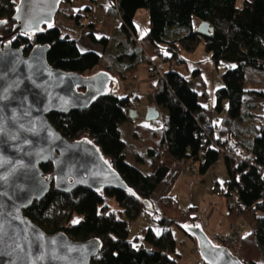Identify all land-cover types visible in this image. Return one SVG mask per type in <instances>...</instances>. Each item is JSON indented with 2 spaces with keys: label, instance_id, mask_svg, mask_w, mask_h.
Returning <instances> with one entry per match:
<instances>
[{
  "label": "trees",
  "instance_id": "trees-1",
  "mask_svg": "<svg viewBox=\"0 0 264 264\" xmlns=\"http://www.w3.org/2000/svg\"><path fill=\"white\" fill-rule=\"evenodd\" d=\"M109 1L110 14L121 21L116 42L97 37L94 22H87L88 13L67 14L77 29L85 28L91 41L104 47L101 54L81 52L75 30L61 26L57 19L39 34L19 33L9 41L26 56L37 45H49L47 60L56 69L87 76L98 68L118 80L119 91L97 99L89 109L50 114L48 118L65 138L93 141L140 200L132 193L113 189L95 192L80 188L67 195L52 188L25 215L49 234L64 231L75 241L102 240L103 249L92 264H178L183 254L170 227L178 226L195 241L184 227L201 223L194 215L197 209H182L171 197L155 204L152 195L174 164L192 165L200 176L223 159L228 179L224 189L216 181L215 192L221 190L227 204L238 197L246 205L244 210L228 209L230 222L239 217L244 222L235 255L244 264H264V80L247 78L248 68L264 72V0H245L242 6L237 0ZM16 7V0H0V20L7 23L1 35L12 34ZM141 9L149 15L150 29L138 40L135 16ZM196 21L209 25V36L200 35ZM201 43L216 64H236L222 74L223 87L216 90L215 105L201 104L191 86L193 79L173 70L175 64L186 61L182 52L193 53ZM155 58L169 65L152 93L154 102L168 111V119L164 128L140 126L133 132L135 139L148 146L150 171L146 172L127 161V143L120 126L133 121V100L122 96L120 87L141 64H152ZM199 74V70L194 71V77ZM249 94L257 100L248 102ZM203 97L207 98L206 91ZM214 110L224 112L220 123L214 121ZM42 170L50 175L53 164L43 165ZM109 198L116 200L118 213L108 210ZM145 200L151 208L142 205ZM146 215L152 216L160 232L152 226L145 228L143 243L136 246L129 239L130 225Z\"/></svg>",
  "mask_w": 264,
  "mask_h": 264
},
{
  "label": "water",
  "instance_id": "water-1",
  "mask_svg": "<svg viewBox=\"0 0 264 264\" xmlns=\"http://www.w3.org/2000/svg\"><path fill=\"white\" fill-rule=\"evenodd\" d=\"M64 1L18 0L12 34H0V264H92L102 251L98 238L80 242L64 231L49 234L25 215L52 188L67 195L80 188L113 189L140 200L93 141L65 138L48 118L89 109L97 99L119 91L118 80L105 71L83 76L56 69L47 60L49 45H37L26 56L9 41L19 33L39 34L52 27ZM6 24L0 20V32ZM197 31L207 37L210 27L201 23ZM131 117L137 118V111ZM158 117V110L149 108L146 120ZM49 163L53 172L46 176L42 166ZM141 203L152 207L149 200ZM184 229L207 264H244L215 244L201 223Z\"/></svg>",
  "mask_w": 264,
  "mask_h": 264
},
{
  "label": "rangeland",
  "instance_id": "rangeland-1",
  "mask_svg": "<svg viewBox=\"0 0 264 264\" xmlns=\"http://www.w3.org/2000/svg\"><path fill=\"white\" fill-rule=\"evenodd\" d=\"M239 4L241 6L244 4V2L241 0L239 1ZM111 7V3L109 0H70L69 2L65 1L62 3L60 7V11L56 16V19L59 24H67V14L72 13H97L96 17L100 20V28L102 26L104 32H110L114 31L115 36L118 35L121 32V21L118 16L114 14L107 15L106 13L109 12ZM105 18H108L105 20ZM62 23H61V22ZM196 25H200L198 21L195 22ZM61 25V26H62ZM198 28V27H197ZM99 31V34H101ZM182 57L186 60L185 62L181 64H175L173 66V70L177 71L183 76L189 77V78H196L197 80V87L196 90L199 94V101L203 105L208 104H216V90L223 87V80H222V74L225 72L226 68H234L236 66L233 62H227V61H220L218 64H216L209 53H207L204 43H201L199 47L194 51L193 53H181ZM157 62L159 67H162L164 69H168L169 65L163 62L160 58H155V63ZM150 67H152V64H149ZM152 70V68H151ZM200 70L201 71V77H194V71ZM163 71V70H162ZM99 72L98 68H95L91 73H89L87 76H91L94 74H97ZM151 73V71H150ZM247 78L250 80L252 79L254 82L257 81V79L264 80V72L257 71L253 68H248L247 70ZM194 86L195 81H193ZM203 83L206 85V89L208 92V99L203 97ZM250 82H247L248 88L250 87ZM255 86V84H254ZM132 91H130V95ZM140 104L136 108L139 117L135 119L132 123L135 125V128L137 127H144V126H150L155 128H163L164 126V110L160 111V117L155 120L147 121L146 117L148 114V110L151 107V103L147 96H140L139 97ZM227 106V102H226ZM133 110V109H132ZM135 110V109H134ZM214 121L215 123L221 122V114L217 110H214ZM220 116V117H218ZM125 124L122 125V131L125 128ZM122 138L125 142H129L130 138L127 137L125 131H123ZM131 164L136 165V161H131ZM177 164H174L173 167H175ZM189 177L186 182L190 185L191 179L192 180H198L196 179L197 175L192 176H186ZM191 178V179H190ZM199 185L197 190H200V193L203 195V193L207 190L210 191V194L213 196V198L217 201H221L224 198H221L218 196V194L215 192L216 188V181L219 183V188L224 189L225 183L228 179L226 168L224 165V160L221 159L217 164H215L213 167H211L208 172L204 175H200L199 177ZM197 187V186H196ZM189 187H186L185 191H188ZM198 191H195V197L198 198V195H201L198 193ZM188 193V192H187ZM178 196H180L181 200H183L184 197H187L186 192L183 191L181 193H176ZM176 195V196H177ZM239 200V198L237 197ZM153 200V199H152ZM225 200V199H224ZM154 201V200H153ZM157 201H154L156 204ZM184 202V201H183ZM107 204L109 205V211L118 213L119 206L115 199L109 198L107 200ZM183 205V203H181ZM226 207L229 209V206L226 202ZM156 218V217H155ZM236 221V220H235ZM233 221V222H235ZM233 222H230L233 223ZM229 224V227H230ZM155 227V230L157 232H160V229L157 228L155 223L152 220V216L146 215L144 218L139 219L138 221L132 223L130 225V235L129 239L133 244L136 246H139L141 243H143V234L144 229L148 227ZM170 229L173 232V235L175 237V240L177 242V248L181 254H183L182 259L179 261V264H199L196 259L192 256L191 251L189 250L188 246L190 241L192 240L188 235H186L178 226L172 225ZM186 244V246H185ZM198 257L200 259V264H205V262L201 259L200 255L198 254Z\"/></svg>",
  "mask_w": 264,
  "mask_h": 264
},
{
  "label": "crops",
  "instance_id": "crops-1",
  "mask_svg": "<svg viewBox=\"0 0 264 264\" xmlns=\"http://www.w3.org/2000/svg\"><path fill=\"white\" fill-rule=\"evenodd\" d=\"M18 1V0H16ZM238 5L239 1L237 0ZM243 2L245 0H242ZM109 15L110 13H106ZM89 17L87 18V22H94L95 24V33L98 38L106 37L110 39V41L113 40V42H116L119 40V36H115L114 31L110 32H104L103 28L101 26L100 28V20L96 17L97 13H88ZM119 18V17H118ZM67 24L68 25H62L66 27L67 29H73L75 30V38L77 41L78 48L81 52H96V53H103L104 47L98 43H95L91 41V39L88 36V32L85 28L77 29V26L75 24L74 19L67 16ZM108 18H105V20ZM61 22V21H60ZM62 23V22H61ZM135 27H136V37L138 40L143 38L150 29V21H149V15L146 10L141 9L136 13L135 16ZM99 31L101 34H99ZM116 39V40H115ZM155 62V61H154ZM156 65L158 66L157 62ZM159 67V66H158ZM161 70L166 71L167 69H164L162 67H159ZM151 67L149 64H141L135 73V75L132 78H129L126 80L120 87V94L122 96H129L131 100L133 101H139L140 96H147L151 107L150 108H156L159 112L160 117V111L164 110V126L166 125L167 119H168V111L161 106H158L152 97V93L154 91V88L156 84L159 81L158 77H154L150 73ZM200 71V70H199ZM186 77V76H185ZM198 77H201V71ZM187 79H193L195 81V88L197 87V80L196 78H189ZM203 89L207 92L206 85L203 83ZM130 91H132L130 95ZM203 91V94H204ZM207 99H208V92H207ZM257 99L255 96L249 94L247 96L248 102H254ZM213 105V103L208 104ZM224 108L226 110V102L224 103ZM137 109H135L136 111ZM138 114V112H137ZM139 117V115H138ZM137 117V118H138ZM158 117V118H159ZM220 117V116H218ZM223 117V114H221V119ZM135 118V119H137ZM157 118V119H158ZM133 119V121L135 120ZM131 122H126L125 128L123 131H125L128 138H130L129 142L127 143V161L130 163L131 161H136V165L138 168L142 169L143 171H150V161L146 157V152L148 149V146L141 140V139H135L133 137V132L135 130V125ZM123 125V124H122ZM122 125L120 126L121 133L122 131ZM146 128L150 129H158L155 127L150 126H144ZM177 165L175 167H172L169 174L165 177V179L162 181V183L159 185L155 193L152 195V199L154 201H158L164 197H171L182 209H189V208H196L197 211L194 215L199 217L200 222L202 223L206 233L210 236L213 233L217 234H227L229 232V224L230 220L228 218V208L226 207V201L223 199L221 201H217L213 198V196L210 194V191L207 190L203 193V195L200 193V190L198 191L197 188L199 185V176L196 177L198 180H192L190 185L189 182L187 183L186 180H188L189 177H186L184 175V168L181 163H176ZM197 186V187H196ZM186 187H189L188 191H185ZM182 189L184 192H186L187 197H184L183 200H181L180 194ZM195 191H198L199 194L198 198L195 197ZM188 192V193H187ZM177 195V196H176ZM223 198V197H221ZM184 201V202H183ZM183 203V205L181 204ZM250 229H247L246 232H248ZM186 246V244H185ZM189 250L192 253V256L194 259L197 260V262L200 264V259L198 257V249L197 244L195 241L191 240L188 246ZM179 264V263H178Z\"/></svg>",
  "mask_w": 264,
  "mask_h": 264
},
{
  "label": "built area",
  "instance_id": "built-area-1",
  "mask_svg": "<svg viewBox=\"0 0 264 264\" xmlns=\"http://www.w3.org/2000/svg\"><path fill=\"white\" fill-rule=\"evenodd\" d=\"M151 70V75L154 77L164 78V72L156 65V63L153 61ZM139 106L138 101H132L130 104L131 109H136ZM214 146L217 149L222 150L221 147L214 144ZM184 168V175L185 176H196L197 171L196 168L192 165L181 163ZM218 196H222L223 192L221 190L217 191ZM229 208H238L240 210L246 209V205L241 203L240 200L237 199V197H232L230 201L228 202ZM244 227V222L241 220V217H239L235 222L230 224L229 232L227 234H217L213 233L210 235L213 242L219 246L225 247L228 251H230L233 254H236V252L239 251L240 247V239H241V230Z\"/></svg>",
  "mask_w": 264,
  "mask_h": 264
}]
</instances>
